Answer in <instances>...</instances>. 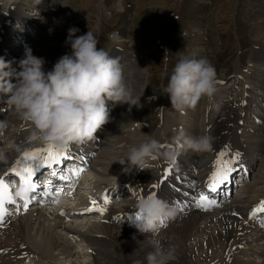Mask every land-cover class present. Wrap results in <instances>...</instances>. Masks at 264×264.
Returning <instances> with one entry per match:
<instances>
[{
  "label": "bare ground",
  "instance_id": "bare-ground-1",
  "mask_svg": "<svg viewBox=\"0 0 264 264\" xmlns=\"http://www.w3.org/2000/svg\"><path fill=\"white\" fill-rule=\"evenodd\" d=\"M11 7L6 21L0 26V56L8 54L11 66L18 69V61L23 58L24 52L16 46L10 51L4 47L7 36L13 31L11 23L28 27L34 32L37 26L32 19H28V10L36 14L32 17L43 21L49 20L51 15L50 26L45 21L44 24L40 23V27L44 26V31L49 32L46 31L44 37L45 33L38 34L34 44L39 49H32L33 55L45 59V70H50L54 65L53 60L61 55V52L56 53L59 40L56 42V33L61 27L62 11L66 7L61 0H13ZM250 12L252 20H258L259 27L256 29L261 32L264 0H254ZM27 42L25 40L22 46ZM31 43L33 41L30 39ZM112 44L110 55L120 61L124 75L128 74L126 83L132 90L133 103L136 104H117L121 111L119 113L108 102L111 119L96 132V138L84 143L67 144L69 154L66 157H74L82 164L87 162V173L94 176L93 183L97 184L91 193L85 195L80 216H73L62 208L64 216L47 217L48 210L36 208L23 217L8 219L7 228L0 230V264H86V261L87 264H146L145 255L151 248L145 239L146 234L139 233L135 227V223H138L136 202L151 193L177 210L174 218L164 220L156 237L172 249L170 264H264L263 229L246 226V220L242 219H246L251 209L264 200V134L261 133L264 131V117H253L257 122L250 132L244 131L239 123L252 105H256L259 112L264 114V94L260 96L256 92L258 89L264 92V53L257 56L249 72L243 74V77L252 80L247 79L243 84H254V97L245 88L240 90L238 75L230 88L222 90L223 96L220 94L213 99L202 97L195 107L183 112L172 109L171 101L163 105L162 113L167 124L162 136H155L162 151L176 147L174 137L178 132L173 137L170 135L175 131L174 125L181 127L184 123H188L184 125L189 132L187 136L196 137L205 133L212 136L210 151L195 153L180 149L174 163L157 155L148 169L141 170L122 165L119 160L125 155L128 145L139 143L150 131V128L142 130L139 124L140 93L143 88V77L140 76L143 69L138 57L122 51L123 44L118 36L112 40ZM194 54H198V50ZM240 96L247 98L241 99ZM216 102H222L219 110L213 107ZM169 118H173V122ZM0 122L4 124L0 128V147L3 146L0 149V156H3L0 169L3 173L22 158L24 151L47 146V143L31 138L30 123L19 119L3 99H0ZM124 127L126 129L118 133ZM239 129H243L242 132ZM139 131H142L141 135ZM11 141L13 144L10 145ZM219 151L227 152L226 159L236 152L241 154L235 169L241 167L244 172L241 174L244 195L235 197L212 213H200L195 196L203 185H207ZM249 168L254 173L246 178ZM105 195L109 200L107 204L104 203ZM124 195H130L131 199L123 198ZM92 200L97 201L96 207L105 210L85 211L93 207ZM180 214L183 216L177 217ZM67 218L70 221L67 222ZM262 219L264 221V217ZM172 220L175 221L167 228ZM63 236L70 240L65 241ZM242 244L245 246L241 248Z\"/></svg>",
  "mask_w": 264,
  "mask_h": 264
},
{
  "label": "clouds",
  "instance_id": "clouds-1",
  "mask_svg": "<svg viewBox=\"0 0 264 264\" xmlns=\"http://www.w3.org/2000/svg\"><path fill=\"white\" fill-rule=\"evenodd\" d=\"M79 31L75 26L68 28L64 43L70 45L71 52L59 57L50 70H45V59L33 55L31 48L25 49L18 69L0 56V99L11 106L19 119L30 123L32 139L57 147L96 138V132L111 119L108 102L112 108L117 104H136L120 61L98 47L92 31L76 35ZM164 75L168 79L162 92L169 95L172 109L180 112L195 107L202 97L213 99L217 92V73L206 57L182 55L170 73L165 64ZM221 103L216 102L213 107L219 110ZM3 126L0 122V128ZM174 144L176 147L162 151L159 141L147 136L128 145L119 162L143 170L159 155L174 163L180 149L210 151L213 138L207 133L191 137L179 131ZM136 208L141 215L135 227L146 234L151 248L145 255L146 264H170L172 249L156 237L161 221L174 218L176 208L156 195L140 198Z\"/></svg>",
  "mask_w": 264,
  "mask_h": 264
},
{
  "label": "rangeland",
  "instance_id": "rangeland-1",
  "mask_svg": "<svg viewBox=\"0 0 264 264\" xmlns=\"http://www.w3.org/2000/svg\"><path fill=\"white\" fill-rule=\"evenodd\" d=\"M12 1L0 0V3L4 5L6 11H9ZM61 2L66 9L62 11L61 27L56 33L57 36L55 35L56 42L59 38L56 53L61 52L60 57L71 52L70 45L64 42L68 35L67 30L72 26L80 30L76 35H82L92 28L91 31L98 39V47L107 52L113 49L112 40L118 36L127 50L125 52L138 57L140 68L143 69L140 76L143 77V88L140 93V127L146 129L142 117L150 121L153 125L152 137L156 134L161 136L162 129L166 126L163 124L159 108L160 104L170 99L167 93L162 92L168 79L164 75L165 64L167 72L170 73L182 55L206 57L215 67L217 79L227 82L224 87L217 85L218 92L232 85L236 72L251 68L255 58L264 53V45H260L264 43V24L261 25L262 31L259 32L256 29L259 27V22L252 20L250 12L254 0H61ZM28 14L32 15V12L28 10ZM41 21L36 20V23L39 24ZM51 22L52 16L49 15V20L45 21V24L50 26ZM12 25L15 29H20L18 24ZM43 27L33 35L34 40L38 34L45 33L44 37L49 32L44 31ZM25 30L28 32L27 29ZM6 40L11 43L10 47L13 50L15 46L13 44L16 42L12 35ZM34 43L28 48L35 51L39 48ZM259 47L261 50L257 53ZM197 50L198 54H194ZM19 51L23 53L25 49ZM3 57L7 61L11 60L6 54ZM56 61L53 60V63ZM127 76L128 74L125 75ZM251 88L254 90L253 87ZM256 92L259 93L257 90ZM220 94L223 96L222 91ZM154 95L157 98H154ZM156 100L160 104L154 108L151 105ZM114 109L119 111L117 106ZM254 114L260 115V112L252 107V110L242 117L241 120L244 122L241 125L245 127L244 131H248L247 126H252L251 123L254 121L250 119ZM169 120L173 122V118ZM183 126L184 124L181 127L174 125L173 130L178 129L176 132H179ZM125 129L124 127L118 133ZM139 133L141 135L142 131Z\"/></svg>",
  "mask_w": 264,
  "mask_h": 264
},
{
  "label": "snow or ice",
  "instance_id": "snow-or-ice-1",
  "mask_svg": "<svg viewBox=\"0 0 264 264\" xmlns=\"http://www.w3.org/2000/svg\"><path fill=\"white\" fill-rule=\"evenodd\" d=\"M222 83V81H220ZM69 145H65L63 148L57 147L54 144H47L46 147L36 148L32 151H24L21 159H17L9 167V171L14 173L20 181V190L13 195L12 185L7 180V174H0V223L3 222L5 216L8 214L6 204L16 205L17 211L22 206L24 211H27L31 202V196L35 195V190L38 187L37 182L34 181V177L37 174V169L42 167L53 168L55 165L60 164L66 158L68 154ZM240 153L236 152L231 158L226 159V151H219L215 157L214 169L211 171L207 188L211 193H216L221 185L225 184L229 180L230 174L235 171L236 164L239 161ZM0 160H3V156H0ZM76 176L83 171V169L72 170ZM53 175H56L53 172ZM61 179L65 177L61 176ZM47 194V192L45 193ZM150 195H156L151 193ZM17 197H19L23 204L17 203ZM57 202V201H54ZM104 203H109L108 197L105 195ZM217 202L211 199L209 195L201 193L196 200V206L208 210L213 206H216ZM92 208H87L85 211H93L94 209L103 212V207H96L97 201L92 200ZM256 213H264V200H261L257 207L251 209L249 215L255 217ZM61 215H64V211L61 210ZM140 213H136V218L140 217ZM164 221H161L163 224ZM261 227H264V221H261Z\"/></svg>",
  "mask_w": 264,
  "mask_h": 264
}]
</instances>
